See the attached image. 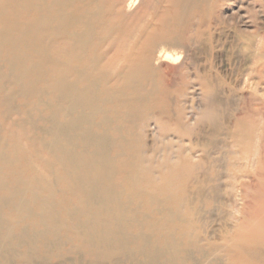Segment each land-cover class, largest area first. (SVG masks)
<instances>
[{"label":"bare ground","instance_id":"bare-ground-1","mask_svg":"<svg viewBox=\"0 0 264 264\" xmlns=\"http://www.w3.org/2000/svg\"><path fill=\"white\" fill-rule=\"evenodd\" d=\"M138 2L0 0V264H264V0Z\"/></svg>","mask_w":264,"mask_h":264},{"label":"rangeland","instance_id":"rangeland-1","mask_svg":"<svg viewBox=\"0 0 264 264\" xmlns=\"http://www.w3.org/2000/svg\"><path fill=\"white\" fill-rule=\"evenodd\" d=\"M157 1H160V0H139V2H138V4L136 5V7L134 8V9H132L129 13L132 15V17H133V15H137L136 17H140V15L141 16H143V15H146V14H150V13H152L153 11H152V7H153V5H157V4H160L159 2H157ZM260 4H257L256 5V11H255V13H250L249 11L247 12V10L246 9H243V11H242V15L244 16V18H246L245 19V21L246 22H250L251 23V25H249V26H251L250 27V29H252V32H253V34H256V42H262L263 40H264V10H259L260 8ZM150 8V9H149ZM134 13V14H133ZM130 15V16H131ZM252 17V18H251ZM135 18V17H134ZM149 18H150V15H149ZM151 19V18H150ZM257 20V21H256ZM262 20V21H261ZM256 23H255V22ZM250 23H247V24H250ZM263 23V24H262ZM233 25L235 26V23H232V27H231V31L232 32H234L233 30H234V28H233ZM227 25H224V26H221V27H218V31L216 30V31H213V32H215L214 34H215V37H216V39L217 38H220L219 36H220V33L222 32V31H224V33L226 32V34H227V38H220L222 41H227V46H229L228 45V42H230L231 40L230 39H228V38H230V35L232 34V32H228V31H226V30H228L227 29ZM230 27V26H229ZM224 28V29H223ZM233 28V29H232ZM220 29V30H219ZM217 34V35H216ZM224 36V35H223ZM242 40V39H241ZM197 55V57H200V59L202 60V62H204V64L207 66V67H212L213 65H214V62H213V59H210V58H208L207 57V55H206V50H203V51H200V53H197L196 54ZM221 56V55H220ZM223 61H224V63L223 64H221V67H224V72H225V85H224V91H225V93H227L228 92V90L230 89V87H231V85H230V81H231V79H232V75H231V62H229L228 60H227V57H225V59H223ZM248 63V64H247ZM253 63L251 62H243L242 64H241V68H247V66L250 68V67H253ZM244 92H246V93H250V89H248V88H245L244 89ZM199 113H198V111H196L195 113H193V116L191 115V117L192 118H195V117H197V115H198ZM15 118L17 117V116H14ZM204 128V127H203ZM201 129L202 128H200V130H199V132L201 131ZM206 130V129H205ZM254 210L256 211L257 210V208H254ZM239 217H241V214L240 215H238Z\"/></svg>","mask_w":264,"mask_h":264}]
</instances>
